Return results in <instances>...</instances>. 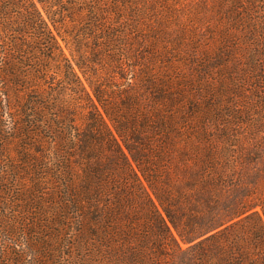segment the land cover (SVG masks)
<instances>
[{"label":"trees","instance_id":"16d2710c","mask_svg":"<svg viewBox=\"0 0 264 264\" xmlns=\"http://www.w3.org/2000/svg\"><path fill=\"white\" fill-rule=\"evenodd\" d=\"M0 264H264V0H0Z\"/></svg>","mask_w":264,"mask_h":264}]
</instances>
